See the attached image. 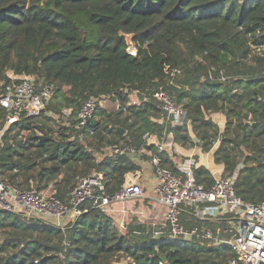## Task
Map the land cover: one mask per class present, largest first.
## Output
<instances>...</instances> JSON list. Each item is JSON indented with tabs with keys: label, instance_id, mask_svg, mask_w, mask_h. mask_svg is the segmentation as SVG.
Returning a JSON list of instances; mask_svg holds the SVG:
<instances>
[{
	"label": "trees",
	"instance_id": "16d2710c",
	"mask_svg": "<svg viewBox=\"0 0 264 264\" xmlns=\"http://www.w3.org/2000/svg\"><path fill=\"white\" fill-rule=\"evenodd\" d=\"M10 72L54 86L46 111L22 117L0 141V177L21 189L53 186L66 200L79 178L104 173L108 192L120 190L140 167L137 156L112 147L138 151L145 134H162L163 110L153 97L162 89L188 111L196 145L209 153L220 142L214 161L225 177L244 165L237 196L264 203V0H0V79L9 82ZM133 92L149 99L129 106ZM90 99L118 100L121 109L99 107L102 120L80 130L77 116ZM213 114L226 117L223 132ZM7 116L0 107V130ZM171 131L178 143L194 144L187 129ZM195 176L206 187L215 181L204 167ZM148 205L135 199L113 212L91 209L65 230L0 210V264H228L233 257L226 245L123 234L116 222L126 210L133 216Z\"/></svg>",
	"mask_w": 264,
	"mask_h": 264
},
{
	"label": "built area",
	"instance_id": "2783aa9c",
	"mask_svg": "<svg viewBox=\"0 0 264 264\" xmlns=\"http://www.w3.org/2000/svg\"><path fill=\"white\" fill-rule=\"evenodd\" d=\"M134 50L135 47L128 43V51ZM8 79L9 82L0 79V107L8 113L7 123L0 130V141L8 128L22 117L44 113L54 95L53 85H37L33 76L10 72ZM153 97L163 110V118L158 122L164 129L161 135L147 133L143 137L146 146L155 148V152L151 153V162L157 183L152 188V196L146 195L139 183V175L134 180L125 181L113 194L108 192L104 173L79 178L66 200L56 196L53 186L23 190L0 177V210L65 230L67 225L91 209L113 212L115 204L146 199L161 207L162 216L154 218L145 235L178 242L226 245L233 254L228 264H264V203L246 202L237 196L235 186L243 168L231 176L215 179L210 187L198 184L195 176L196 169L200 167L198 154L183 153L182 145L171 131L176 127L191 131L192 121L188 111L162 89ZM103 102L104 99H90L83 104L77 116L78 129L86 128ZM116 103L119 111L120 101ZM127 105L133 104L129 100ZM63 113L69 117L72 110H64ZM112 153L124 156L134 155L137 151L122 144L113 146ZM165 161H169L170 165L165 166ZM140 214L144 216V212ZM187 217L189 221L194 219L212 226H189ZM160 264L166 263L162 261Z\"/></svg>",
	"mask_w": 264,
	"mask_h": 264
},
{
	"label": "crops",
	"instance_id": "0c3cea01",
	"mask_svg": "<svg viewBox=\"0 0 264 264\" xmlns=\"http://www.w3.org/2000/svg\"><path fill=\"white\" fill-rule=\"evenodd\" d=\"M213 117H211L212 118V121H213ZM189 132L191 133V136H192V139H193V142H194V144L191 145V146H195L196 149H198L199 152L202 153L203 149L201 147H199L198 145H196V143H198V139H196L194 137V135L192 133V129ZM144 145H142V147L140 148V150H138L137 153L134 154L137 157H132L131 158L132 159V162H135L136 165H138L140 167V169L135 170L133 172L131 171V172L127 173L125 175L124 182L127 181V180H130V181L131 180H134V178H136V176L139 175L140 176L139 183L144 188L146 195L152 196V188L157 183V181H156V175H155V172H154V167H153V164L151 162V153H153L154 150L153 149H150V147H154V146H144ZM185 147L186 146L182 145V148H183L182 149V152L183 153H186V151L184 149ZM203 153H205V152L203 151ZM197 154H198V157H199L197 159L198 160V166L204 167L207 170H209L210 173H211V175L214 177V180L217 179L216 177L218 175H221L222 172L224 173V167L222 165L216 164L215 161H214V157H213V161H214L213 168H211V166L206 165L202 161V157L200 156V154L199 153H197ZM134 155H130V156H134ZM139 156L142 157L141 160L138 159ZM150 203H151V206L148 205V206L145 207V209L135 210L133 216L130 215L131 214L130 213V209L129 210H126V212H125L126 213L125 214L126 216L123 217L122 219H119L116 222L117 226L119 227V229L121 230V232L123 234H126V232L128 230H130V229H132L133 231H135V230H138V231L146 230L147 229V226H149V224L152 223L155 220L154 218H156L158 216H162V209H161V207L159 205L153 203V202H150ZM127 207H130L129 204H125L124 205V208H127ZM141 212H144V216H141V214H140ZM147 214L153 215L152 218H151L152 221L149 222V223L145 222V220H149L150 219L149 216L146 217ZM137 218L140 219L139 220L140 222H136L137 221ZM123 228H125V230ZM136 233H139V232H136ZM121 264H130V263H129L128 259H124V260H122Z\"/></svg>",
	"mask_w": 264,
	"mask_h": 264
},
{
	"label": "rangeland",
	"instance_id": "374dc122",
	"mask_svg": "<svg viewBox=\"0 0 264 264\" xmlns=\"http://www.w3.org/2000/svg\"><path fill=\"white\" fill-rule=\"evenodd\" d=\"M127 39H128V43L132 44V46H134L131 37L127 36ZM175 79H179V78L176 77V76L172 77V79H171L172 82H174ZM128 97H129V100L131 101V104H133V105L137 104L138 106L141 105V102L143 101L142 100L143 98H144V100L149 99L147 94H145L144 96H141V95H139L137 93H134V92L130 93V95ZM116 102H118V100L104 99V102L102 103L101 109L103 111L109 113V114L113 113V112H118L117 106H116L117 105ZM94 117H96L95 119L98 120V121L102 120V118H100V116L98 114L96 116L94 115ZM123 117H125V116H123ZM211 117H213V122L215 124H217V126L220 129V131L223 132L225 130V127H226V117L223 116L222 114H213L212 116L209 117L210 120H212ZM83 139H84V137L82 139H79L80 142L85 141V139L84 140ZM219 146H220V143L218 142L217 144L214 145L213 149L209 153H203V151H202V153H200L199 150L196 149L195 146H191V145L186 146L184 149H185L186 153H190V154L191 153H196V154L199 153L200 156L202 157V161L206 165H209V166H211V168H213V164H214L213 157L215 155L216 150L219 148ZM198 158L199 157L197 156V159ZM243 167H244V165L240 164L239 168H243ZM220 177H225L223 172H222L221 175H218L216 178H220ZM4 234L5 233L3 231H0V243H2V241L4 240V236H3Z\"/></svg>",
	"mask_w": 264,
	"mask_h": 264
},
{
	"label": "water",
	"instance_id": "95a60500",
	"mask_svg": "<svg viewBox=\"0 0 264 264\" xmlns=\"http://www.w3.org/2000/svg\"><path fill=\"white\" fill-rule=\"evenodd\" d=\"M121 133H124V131L123 130H119ZM163 261H166V259L165 258H163Z\"/></svg>",
	"mask_w": 264,
	"mask_h": 264
}]
</instances>
